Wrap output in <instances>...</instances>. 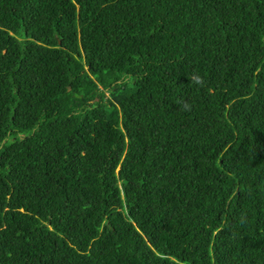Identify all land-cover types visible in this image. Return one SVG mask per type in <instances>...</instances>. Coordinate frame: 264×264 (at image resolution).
<instances>
[{
	"label": "trees",
	"instance_id": "obj_1",
	"mask_svg": "<svg viewBox=\"0 0 264 264\" xmlns=\"http://www.w3.org/2000/svg\"><path fill=\"white\" fill-rule=\"evenodd\" d=\"M0 264H264V0H0Z\"/></svg>",
	"mask_w": 264,
	"mask_h": 264
}]
</instances>
